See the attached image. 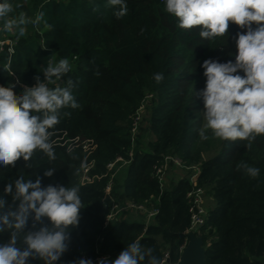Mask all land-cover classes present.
Segmentation results:
<instances>
[{
    "label": "trees",
    "instance_id": "1",
    "mask_svg": "<svg viewBox=\"0 0 264 264\" xmlns=\"http://www.w3.org/2000/svg\"><path fill=\"white\" fill-rule=\"evenodd\" d=\"M8 2L14 9L10 17L24 13L29 22L25 35L14 29L12 42L0 48V86L14 84L19 94L25 85L36 86V76L47 84L43 69L66 58L71 70L47 87H64L71 79L79 107L62 110L68 115L61 114L55 130H49L54 131L49 141L54 160L37 149L28 161L21 157L15 166L0 165V242L8 243L14 231L2 217L19 206L13 199L15 182L40 178L44 187L78 186L84 205L78 226H70L67 251L54 264H78L82 251L89 257L108 256L110 262L133 242L152 248L159 264L166 251L170 263H178L189 238L193 183L184 177L160 187L155 167L170 155L179 157L183 168L198 167L197 185L213 199L205 223L195 231L202 239L205 264H264V135L250 147L245 140L223 141L210 129H204L207 139L200 138L206 124L199 95L206 81L202 64L206 59L234 62L236 34L246 29L230 22L224 36L201 38L198 27L178 26V19L164 10L165 0H125L128 12L121 18L115 15L119 6H110L108 0ZM157 73L164 77L160 83L154 79ZM141 106L146 111L133 146L131 128ZM144 122L155 138L151 150L140 143ZM131 150L132 160L122 167V179L119 171L114 176L111 194L120 204L130 202L157 213L149 224L145 214L140 220L118 216L107 223L111 203L106 202V187L114 172L108 164L119 156L129 158ZM92 161L89 175L95 178L81 184L82 169ZM244 163L259 168V176L238 169ZM46 170L53 175L44 176ZM9 184L12 191L6 192ZM33 217L18 235L21 250L27 247L24 236L33 230ZM43 223H49L47 218ZM148 259L146 255L141 264ZM26 264L44 262L29 258Z\"/></svg>",
    "mask_w": 264,
    "mask_h": 264
},
{
    "label": "clouds",
    "instance_id": "2",
    "mask_svg": "<svg viewBox=\"0 0 264 264\" xmlns=\"http://www.w3.org/2000/svg\"><path fill=\"white\" fill-rule=\"evenodd\" d=\"M110 6H119L117 18L128 12L125 0H108ZM20 7V5H16ZM164 10L176 17L181 29L199 28L204 39L224 36L228 33L229 23L241 29L236 34L235 61L219 62L204 60L202 67L206 77L205 87L199 92L204 103L206 124L200 131V138L207 139L204 129L223 141H248L251 146L257 136L264 135V0H165ZM13 5L4 0L0 3V20L3 30H18L25 35V25L29 22L26 14L10 17ZM43 13L36 16L38 24ZM255 25V27H253ZM71 70L68 59L58 63L49 62L43 69L47 84L56 85L62 75ZM243 72V75L239 74ZM55 77V79H53ZM34 87L23 86L16 94L15 85L0 86V165L15 166L23 157L28 161L39 149L54 160L55 153L50 137L60 123V115H68L62 110L78 108L72 92L73 82L67 86L48 88L47 84L35 77ZM157 83L163 81L162 73L154 76ZM42 114V118H41ZM246 173L257 178L260 170L246 163L238 165ZM53 170H46L44 176L51 177ZM14 200L19 201L15 211L8 213L12 217H2L8 228L13 229L8 243L0 242V264H26L29 258L39 259L44 264H54L68 249L70 226L79 224L80 210L84 207L78 186L63 185L42 186L41 179L35 183L23 178L15 182ZM6 192L12 191L9 184ZM34 213L32 231L24 236L26 248L18 246V235L27 226L29 216ZM47 218L48 224L43 223ZM37 222L41 226L37 228ZM153 249H142L139 242H133L124 248L112 261L102 259L99 264H141L145 256L148 264H159ZM78 264H92L91 260L80 259Z\"/></svg>",
    "mask_w": 264,
    "mask_h": 264
},
{
    "label": "built area",
    "instance_id": "3",
    "mask_svg": "<svg viewBox=\"0 0 264 264\" xmlns=\"http://www.w3.org/2000/svg\"><path fill=\"white\" fill-rule=\"evenodd\" d=\"M143 108L144 106H141V108L138 110L133 120V124L131 128L133 146H135L136 144L135 141L139 134V125L143 118ZM84 147L87 150L88 148L87 145H85ZM133 155H134L133 150H131L128 154L129 158H123L119 156L114 161L108 164V168L110 170H113L114 172L112 173L111 179L106 187V191H107L106 202L109 201L111 203L110 214L107 216L106 219L107 223L117 218L119 213L124 210H136V211H140L141 213H144L146 215V220H145L146 224H149L151 222V219L157 213V209L149 210L145 206H137L130 202H125L124 204L121 205L113 198V195L111 194L114 176L123 166H126L131 162ZM169 162H173L176 166L180 168L184 167L183 161L179 157H174L170 155L165 156L163 164L155 167V175L158 179L160 187L164 186L166 168ZM93 166H94V162L92 161L83 167L81 172V179H80L81 184L90 183L94 180L95 177L89 175ZM197 179H198V172L193 176L191 180V182L193 183V190L188 194V197L190 198V212H191V225L187 232L188 234L192 232L194 233L199 227H201L205 223V220L208 217V210L204 206L205 190L201 187H198ZM169 258H170V254L168 251H166L164 253L163 259L161 260L160 264H178V263H170ZM81 259L91 260L92 264H99V262L102 259H106L109 261L108 256L97 255L95 257H89L83 251L81 252Z\"/></svg>",
    "mask_w": 264,
    "mask_h": 264
},
{
    "label": "rangeland",
    "instance_id": "4",
    "mask_svg": "<svg viewBox=\"0 0 264 264\" xmlns=\"http://www.w3.org/2000/svg\"><path fill=\"white\" fill-rule=\"evenodd\" d=\"M14 34H15L14 29L11 32L4 31L3 26L0 24V48L4 43H11L12 42L11 36H14ZM51 62L58 63L59 61L56 59ZM144 111H146L145 107L143 108V113ZM145 125L146 123L144 122L143 127H142L143 130L139 136L140 143L143 149L151 150L152 149L151 144L155 138L152 134L146 131ZM124 169L125 168H121L119 172L117 173L119 180L122 179L124 176V173H125ZM197 172H198L197 166H194L191 168H180L176 166L173 162L172 163L169 162L166 168L163 189H166L167 187H171L173 184H176L181 178H184V177H188L190 178V180H192L193 176ZM120 202H122L121 204L124 203L123 201H120ZM204 206L207 210H209L213 206V199L207 194H205L204 196ZM141 215H143V217ZM118 216L127 218L129 220H136V219L140 220V219L145 218L144 213H141L140 211H136V210H124V211H121ZM194 234L196 233L194 232ZM188 242H189V238H188V241L185 247L187 246Z\"/></svg>",
    "mask_w": 264,
    "mask_h": 264
},
{
    "label": "water",
    "instance_id": "5",
    "mask_svg": "<svg viewBox=\"0 0 264 264\" xmlns=\"http://www.w3.org/2000/svg\"><path fill=\"white\" fill-rule=\"evenodd\" d=\"M189 242L183 250L178 264H205V249L202 239L193 232L188 234Z\"/></svg>",
    "mask_w": 264,
    "mask_h": 264
}]
</instances>
